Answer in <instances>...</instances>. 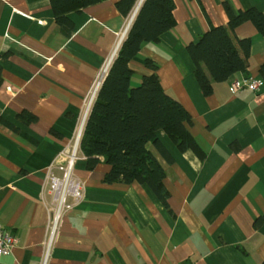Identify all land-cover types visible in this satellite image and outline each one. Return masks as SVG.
Returning <instances> with one entry per match:
<instances>
[{
	"label": "crops",
	"instance_id": "0c3cea01",
	"mask_svg": "<svg viewBox=\"0 0 264 264\" xmlns=\"http://www.w3.org/2000/svg\"><path fill=\"white\" fill-rule=\"evenodd\" d=\"M118 1L71 13L75 30L67 38L50 0H0V227L19 240L0 264H40L47 169L77 136L90 86L125 40L140 0L128 17ZM174 1V27L142 45L130 62L131 83L152 74L145 62L154 61L163 89L192 116L188 129L205 157L181 152L164 131L158 137L173 163L149 145L166 171L170 210L148 185L105 184L111 167L103 158L94 170L80 159L85 198L66 214L50 264H264V222L254 225L264 217V85L257 93L231 90L234 80H264V35L250 22L236 29L252 42L249 67L215 83L210 96L187 51L212 26L227 24L225 2L264 12V0ZM24 110L38 120L21 122Z\"/></svg>",
	"mask_w": 264,
	"mask_h": 264
},
{
	"label": "trees",
	"instance_id": "16d2710c",
	"mask_svg": "<svg viewBox=\"0 0 264 264\" xmlns=\"http://www.w3.org/2000/svg\"><path fill=\"white\" fill-rule=\"evenodd\" d=\"M56 24L67 38L73 36L75 23L71 13H82L101 0H50ZM138 0H119L117 9L128 17ZM174 0H144L125 40L114 59L99 96L87 117L81 150L87 160V168L94 170L101 162L110 165L103 182L148 185L162 204L170 210V194L164 185L166 171L149 145L169 162H174L158 137L164 131L181 152L194 151L201 159L205 152L188 129L192 116L179 100L166 92L158 76V65L147 59L145 64L153 72L144 76L141 84L132 86L133 71L130 62L144 43L159 41L162 34L174 25ZM228 15L225 25L212 26L197 42L187 46L195 64V76L205 96L214 92V84L230 79L249 67L252 42L240 39L236 29L250 22L264 35V12L257 8L235 10L224 3ZM264 75V66L262 67ZM1 83V76H0ZM18 119L30 125L38 118L24 110ZM16 132L18 128L9 124ZM52 133H56L52 130ZM25 135V134H24ZM264 217L256 219L260 227Z\"/></svg>",
	"mask_w": 264,
	"mask_h": 264
},
{
	"label": "built area",
	"instance_id": "2783aa9c",
	"mask_svg": "<svg viewBox=\"0 0 264 264\" xmlns=\"http://www.w3.org/2000/svg\"><path fill=\"white\" fill-rule=\"evenodd\" d=\"M144 0L139 1V7ZM138 5L129 21L124 32L125 37L138 13ZM123 39V38H122ZM119 42L113 55L102 65L97 72L92 85L85 98L84 121L80 127L75 139L68 144L62 152L63 160L55 161L47 169L45 177V199L49 219L46 227V237L43 242V254L40 264H50L55 245L59 239L60 231L66 214L80 206L85 198L84 183L76 175L77 163L80 159H86L81 150V138L85 126V121L91 111V108L97 100L100 90L110 71L112 63L117 56ZM264 85L261 78L247 77L242 80H234L231 82V90L233 94L239 93L241 90L248 88L253 92H259ZM19 243L18 238L10 231L0 227V259L9 256Z\"/></svg>",
	"mask_w": 264,
	"mask_h": 264
},
{
	"label": "water",
	"instance_id": "95a60500",
	"mask_svg": "<svg viewBox=\"0 0 264 264\" xmlns=\"http://www.w3.org/2000/svg\"><path fill=\"white\" fill-rule=\"evenodd\" d=\"M139 4H140V3H139ZM139 4H138V8H140V7H141V6L139 7ZM138 10H139V9H138Z\"/></svg>",
	"mask_w": 264,
	"mask_h": 264
}]
</instances>
